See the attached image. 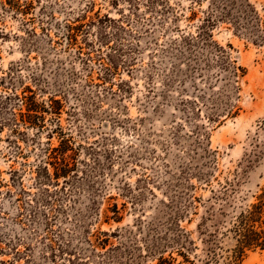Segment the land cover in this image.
<instances>
[{"label":"rangeland","instance_id":"374dc122","mask_svg":"<svg viewBox=\"0 0 264 264\" xmlns=\"http://www.w3.org/2000/svg\"><path fill=\"white\" fill-rule=\"evenodd\" d=\"M225 182L227 218L264 184V0H0V264H155Z\"/></svg>","mask_w":264,"mask_h":264},{"label":"trees","instance_id":"16d2710c","mask_svg":"<svg viewBox=\"0 0 264 264\" xmlns=\"http://www.w3.org/2000/svg\"><path fill=\"white\" fill-rule=\"evenodd\" d=\"M212 15L203 19V26L211 28L215 20ZM198 34L196 38H202ZM206 43L215 45L207 33ZM216 46V45H215ZM216 48V47H215ZM218 48V58H223ZM206 186H210L205 175L198 177ZM220 185V184H219ZM230 183L225 182L217 190H212L206 200L194 197L186 192L171 204V211L162 225L160 233L150 241L146 240L147 254L154 257L155 264H218V258H223L219 251H225L223 258L228 264H241L249 252L264 250V184L256 195L254 201L233 216L227 218L225 207L228 204L227 191ZM218 208H215V205ZM202 207L203 214L195 226L194 233L200 246L195 245L191 234L179 227L189 215H196L198 208ZM112 221L120 222L119 210L116 205L112 207ZM149 231L152 230L148 226ZM155 229V228H154ZM119 232H113L112 237H118ZM223 239H229L231 245L225 248L221 245ZM106 242V241H105ZM150 243V244H149ZM200 251L196 254V251ZM164 256V254H166ZM175 255L173 257L172 255ZM190 256L191 259H190ZM177 258H180L178 261Z\"/></svg>","mask_w":264,"mask_h":264}]
</instances>
